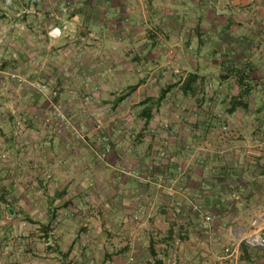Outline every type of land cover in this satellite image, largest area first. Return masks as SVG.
Returning <instances> with one entry per match:
<instances>
[{"label":"crops","instance_id":"0c3cea01","mask_svg":"<svg viewBox=\"0 0 264 264\" xmlns=\"http://www.w3.org/2000/svg\"><path fill=\"white\" fill-rule=\"evenodd\" d=\"M253 233L264 0H0V264H264L223 251Z\"/></svg>","mask_w":264,"mask_h":264},{"label":"built area","instance_id":"2783aa9c","mask_svg":"<svg viewBox=\"0 0 264 264\" xmlns=\"http://www.w3.org/2000/svg\"><path fill=\"white\" fill-rule=\"evenodd\" d=\"M16 82L19 85H26L30 87L33 90L39 91L41 93L47 92L49 90L48 84L45 80H40L39 78L35 79H27L23 77H15ZM58 89H53L51 91L52 97H57ZM52 110L54 112L55 117L62 123L63 128L65 130L71 129V124L67 120L65 114L63 113V109L61 108L58 100L55 103H52ZM225 129V128H223ZM76 137L80 140L83 137L79 134L76 135ZM100 143L102 144V150L104 154H108L111 151V144L108 140V138L104 135L100 136ZM157 186H162V179L158 177L157 179ZM192 209L194 211H198V208L195 205H192ZM211 221L212 218L209 215H204L201 221V226L204 230H209L211 228ZM244 241L245 243L249 244L252 247L257 248H263L264 247V239L257 233L250 234L249 236L244 237L241 241L233 240L231 241L225 248L224 253L228 256H233L237 252V249L239 248V245L241 242Z\"/></svg>","mask_w":264,"mask_h":264},{"label":"trees","instance_id":"16d2710c","mask_svg":"<svg viewBox=\"0 0 264 264\" xmlns=\"http://www.w3.org/2000/svg\"><path fill=\"white\" fill-rule=\"evenodd\" d=\"M247 95L246 92L243 91L240 93L239 96L230 98L229 100V107L226 110V113H231L236 107L242 105V102L246 99ZM144 113V112H143ZM142 113V115H143ZM245 246V242H241L239 248L242 249Z\"/></svg>","mask_w":264,"mask_h":264},{"label":"rangeland","instance_id":"374dc122","mask_svg":"<svg viewBox=\"0 0 264 264\" xmlns=\"http://www.w3.org/2000/svg\"><path fill=\"white\" fill-rule=\"evenodd\" d=\"M65 30H67V29H65ZM68 32H69V30H67ZM33 79H35V78H33ZM48 84V83H47ZM49 87V86H48ZM58 89V88H57ZM36 91V90H35ZM58 92H59V90H58ZM251 97V96H250ZM56 99H57V97H55ZM58 100V99H57ZM57 100H53V102L52 103H55ZM252 100V98H248V101H251ZM59 102V101H58ZM253 102V101H252ZM60 104V103H59ZM61 106V105H60ZM61 108H62V106H61ZM53 111V110H52ZM54 113V112H53ZM63 113H64V111H63ZM65 114V113H64ZM55 116V115H54ZM65 116H66V114H65ZM56 118V117H55ZM66 118H67V116H66ZM57 119V118H56ZM58 120V119H57ZM67 120L69 121V119L67 118ZM70 122V121H69ZM70 124H71V129H67V130H65L64 129V131H70V130H74V126L72 125V123L70 122ZM224 130V129H223ZM80 131H81V133H80ZM80 131H75L74 130V133L77 135V134H79L80 136H82L83 138H84V135H85V133L87 132V130H86V128H82ZM80 139V140H85V139ZM109 154V153H108ZM108 154H105V155H108ZM21 225H22V222H20L19 223V227H21ZM15 227V226H14ZM17 227V226H16ZM260 235V234H259ZM246 236H249V234H245V236L244 237H246ZM243 237V238H244Z\"/></svg>","mask_w":264,"mask_h":264}]
</instances>
